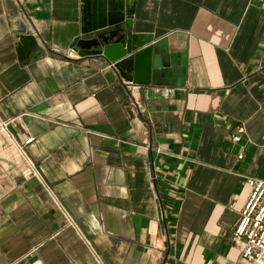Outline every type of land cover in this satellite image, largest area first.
<instances>
[{"label":"crops","instance_id":"1","mask_svg":"<svg viewBox=\"0 0 264 264\" xmlns=\"http://www.w3.org/2000/svg\"><path fill=\"white\" fill-rule=\"evenodd\" d=\"M113 30L150 80L132 93L73 49ZM0 119V264H253L234 231L264 178V0H0Z\"/></svg>","mask_w":264,"mask_h":264},{"label":"built area","instance_id":"2","mask_svg":"<svg viewBox=\"0 0 264 264\" xmlns=\"http://www.w3.org/2000/svg\"><path fill=\"white\" fill-rule=\"evenodd\" d=\"M114 66V65H113ZM140 85L132 80L125 82V88L129 93L138 89ZM10 121L0 119V135L10 133ZM245 127L240 126L234 136L236 142H241ZM34 137L26 139L25 144H30ZM23 151V146H20ZM243 158V153L239 155ZM248 185L251 188L249 199L244 206L237 227L234 231V239L242 249L244 260L253 264H264V178L250 177ZM70 221L73 222L72 218Z\"/></svg>","mask_w":264,"mask_h":264},{"label":"water","instance_id":"3","mask_svg":"<svg viewBox=\"0 0 264 264\" xmlns=\"http://www.w3.org/2000/svg\"><path fill=\"white\" fill-rule=\"evenodd\" d=\"M15 32L18 34L20 49L23 50L28 46H36L37 40L35 36L28 33L27 23L20 17L17 20ZM73 49L81 56L89 55H103L109 61L115 63L117 68L122 72L127 80H134L137 83L148 84L149 79L141 78L142 74L139 65V54H135L136 62L134 65L133 74L123 71L122 63L119 60L125 58L128 54L132 53L131 35L129 33L122 34L120 30L109 31L108 33H100L92 39H79L74 45ZM147 73H149L148 69ZM10 131L18 137V133L13 125L9 126Z\"/></svg>","mask_w":264,"mask_h":264}]
</instances>
